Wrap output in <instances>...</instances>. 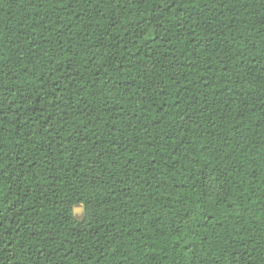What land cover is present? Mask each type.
<instances>
[{
  "label": "trees",
  "instance_id": "16d2710c",
  "mask_svg": "<svg viewBox=\"0 0 264 264\" xmlns=\"http://www.w3.org/2000/svg\"><path fill=\"white\" fill-rule=\"evenodd\" d=\"M0 264H264V0H0Z\"/></svg>",
  "mask_w": 264,
  "mask_h": 264
},
{
  "label": "water",
  "instance_id": "95a60500",
  "mask_svg": "<svg viewBox=\"0 0 264 264\" xmlns=\"http://www.w3.org/2000/svg\"><path fill=\"white\" fill-rule=\"evenodd\" d=\"M80 211H84V208L83 207H77L74 209V214L75 216H77V214L80 212Z\"/></svg>",
  "mask_w": 264,
  "mask_h": 264
},
{
  "label": "rangeland",
  "instance_id": "374dc122",
  "mask_svg": "<svg viewBox=\"0 0 264 264\" xmlns=\"http://www.w3.org/2000/svg\"><path fill=\"white\" fill-rule=\"evenodd\" d=\"M84 211H80L78 214H77V216L79 217V218H81V217H83L84 216Z\"/></svg>",
  "mask_w": 264,
  "mask_h": 264
}]
</instances>
